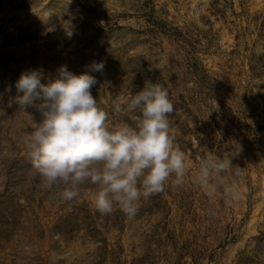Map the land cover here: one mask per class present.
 <instances>
[{"label": "rangeland", "instance_id": "1", "mask_svg": "<svg viewBox=\"0 0 264 264\" xmlns=\"http://www.w3.org/2000/svg\"><path fill=\"white\" fill-rule=\"evenodd\" d=\"M100 61L110 127L132 122L113 110L126 89L160 82L188 164L134 218L96 212L90 182L68 202L45 190L25 144L42 115L17 103L20 74ZM238 147L209 197L201 160ZM0 264H264V0H0Z\"/></svg>", "mask_w": 264, "mask_h": 264}, {"label": "clouds", "instance_id": "2", "mask_svg": "<svg viewBox=\"0 0 264 264\" xmlns=\"http://www.w3.org/2000/svg\"><path fill=\"white\" fill-rule=\"evenodd\" d=\"M103 70L102 61L80 74L61 65L47 84L41 83L38 69L22 72L16 82L17 103L35 107L42 115L33 122L34 131L25 144L45 190L62 189L60 197L68 202L90 182L96 186V212L111 215L119 210L134 218L141 200L163 192L169 181L181 186L188 164L170 129L174 103L164 85L149 81L135 93L126 89L122 95L128 99L123 104L114 101L113 110L134 114L132 122L110 127L108 112L91 93L97 80L89 73ZM240 151L242 147L223 158L209 153L201 160L195 180L209 197L217 188L213 180L225 173L238 174L232 158Z\"/></svg>", "mask_w": 264, "mask_h": 264}]
</instances>
